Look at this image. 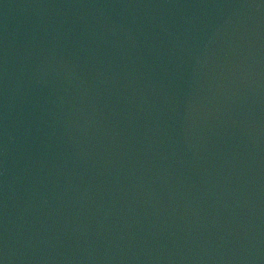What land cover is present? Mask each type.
<instances>
[{"label":"water","instance_id":"1","mask_svg":"<svg viewBox=\"0 0 264 264\" xmlns=\"http://www.w3.org/2000/svg\"><path fill=\"white\" fill-rule=\"evenodd\" d=\"M21 264H264V0H39Z\"/></svg>","mask_w":264,"mask_h":264}]
</instances>
